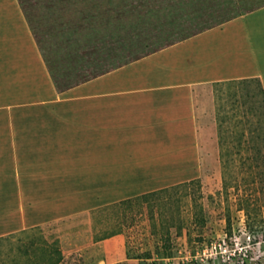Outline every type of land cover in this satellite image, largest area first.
Listing matches in <instances>:
<instances>
[{
  "label": "crops",
  "instance_id": "1",
  "mask_svg": "<svg viewBox=\"0 0 264 264\" xmlns=\"http://www.w3.org/2000/svg\"><path fill=\"white\" fill-rule=\"evenodd\" d=\"M46 64L0 0V235L55 221L87 245L94 209L200 175L196 85L264 89V3L61 91Z\"/></svg>",
  "mask_w": 264,
  "mask_h": 264
},
{
  "label": "rangeland",
  "instance_id": "2",
  "mask_svg": "<svg viewBox=\"0 0 264 264\" xmlns=\"http://www.w3.org/2000/svg\"><path fill=\"white\" fill-rule=\"evenodd\" d=\"M19 1L60 91L264 3ZM250 88L255 94V81ZM238 95L233 86L196 85L201 173L194 180L96 209L87 245L61 240L50 221L3 239L0 258L8 264H264V168L255 166L252 141L243 154L251 168L222 173L220 142L231 140L244 112L233 104ZM237 126L248 140L246 124ZM115 234L122 239L109 240Z\"/></svg>",
  "mask_w": 264,
  "mask_h": 264
},
{
  "label": "trees",
  "instance_id": "3",
  "mask_svg": "<svg viewBox=\"0 0 264 264\" xmlns=\"http://www.w3.org/2000/svg\"><path fill=\"white\" fill-rule=\"evenodd\" d=\"M252 81L256 82L255 94H254V90L250 88ZM208 83L220 84L229 87L231 86L237 87V89L239 90V95L237 96L238 98L235 97L232 99L233 104H235L234 106H236L237 109L240 106L243 107V111H244L241 118L234 123V127H232L230 131L228 130L232 137L231 140L225 141V139H222L220 142L221 143L220 155L222 158L221 161H222L223 175H225L227 171L231 170L230 172H232V170L236 168H241L244 170L246 169L249 170L251 168V164L247 161V156L243 155L244 152L245 153L248 152L250 148L248 146V143L251 141H252L251 146L254 148L255 166L258 167L259 171H262V168H264V89L260 80L257 77H243V78L213 81ZM234 112L237 113L236 111ZM233 114L234 113H232L230 117H232ZM240 121H243V123L246 124L247 127L246 134L249 137L248 140L246 139L247 137L245 136L244 129L241 128V126L240 127L237 126L238 122ZM194 179L195 178H192L190 180L181 181L172 185L147 191L133 197L151 194L159 190H164L171 186H176L185 182L192 181ZM133 197L121 199L119 201L104 206L120 203L129 200ZM96 209H94V211ZM246 217L247 218L251 217L248 211L246 212ZM33 227H37V225ZM30 228H25L15 232L0 235V242L9 236H14L15 234H18ZM0 264H8V263L4 261L2 258H0Z\"/></svg>",
  "mask_w": 264,
  "mask_h": 264
}]
</instances>
